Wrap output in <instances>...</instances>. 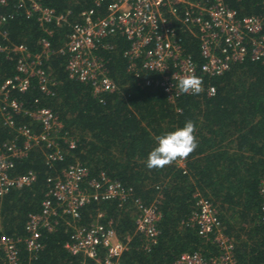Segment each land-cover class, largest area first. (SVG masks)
Returning <instances> with one entry per match:
<instances>
[{
	"label": "trees",
	"instance_id": "1",
	"mask_svg": "<svg viewBox=\"0 0 264 264\" xmlns=\"http://www.w3.org/2000/svg\"><path fill=\"white\" fill-rule=\"evenodd\" d=\"M56 13L70 12L69 21L81 12L93 9L95 16H105L110 0H41ZM239 17L262 16L264 0H226ZM1 13L9 12L0 9ZM182 47L200 63L198 42L179 23L175 25ZM10 41L38 49L42 32L34 19H10L6 25ZM50 37L55 50L70 28L55 26ZM111 50L98 49L108 76L117 86L113 93L95 96L90 85L70 80L65 71L66 57L53 55L46 63L55 86L52 94H43L32 79L24 93H12L30 110L51 109L75 142L71 149L60 142L64 158L46 164L43 147H34L14 161V175L32 172L34 182L0 197V236L17 242L20 264H98L82 255H71L70 219L60 214L51 217L53 229H41V249L31 258L23 239L31 214H39L49 190L48 178L55 177L68 165L79 163L87 168L88 179L104 173L127 191L122 204L116 200L90 201L80 209L76 225L89 227L100 223L110 226L125 250L119 264H175L185 252H199L205 257L220 253L218 247L198 236L190 220L197 200H208L216 210L223 233L233 242L236 264H264V224L261 221L264 187V63L245 60L233 64L220 76L199 74L204 91L199 95L181 94L171 101L157 87H142L127 70L123 56L129 42L121 35L106 38ZM17 58L0 54V84L15 74ZM215 93L208 96V86ZM37 101V103H35ZM20 126L38 125L28 117L16 116ZM187 121L196 126L198 147L186 159L163 169H148V154L157 145L156 137L181 128ZM16 135L3 125L0 116V148ZM155 206L160 213L157 240L145 248L143 236L136 231L134 200ZM104 257V251L99 258ZM0 264L3 263L0 252Z\"/></svg>",
	"mask_w": 264,
	"mask_h": 264
},
{
	"label": "built area",
	"instance_id": "2",
	"mask_svg": "<svg viewBox=\"0 0 264 264\" xmlns=\"http://www.w3.org/2000/svg\"><path fill=\"white\" fill-rule=\"evenodd\" d=\"M101 0H95L99 5ZM0 54L6 58L15 56V74L0 84V116L3 125L15 132L0 148V197L13 189L30 186L35 175L26 172L14 175V161L25 157L34 147H43L46 164L62 161L60 142L75 148V142L57 114L47 107L25 108L12 93H24L32 79L45 95L52 94L55 79L47 66L53 55L65 56V71L70 80L90 85L95 96L113 93L117 86L108 76L107 67L98 49L111 50L103 41L121 35L129 42L123 56L127 58V70L133 73L142 87H157L169 100L174 101L181 93L178 81L190 74L220 76L235 63L245 60L264 63V14L239 17L226 0H110L105 16H95L89 9L69 21L70 12L56 13L44 6L41 0H0ZM20 17L34 19L42 36L38 49L30 51L23 44L9 40L6 25L10 19ZM179 23L188 35L198 42L200 63L182 47L175 25ZM68 25L70 32L57 49L51 46L50 37L55 26ZM207 95L215 93L213 86L206 89ZM192 95L191 93H187ZM37 103V101H35ZM28 117L40 131L30 125H18L15 117ZM49 190L42 202L41 213L31 214L26 222L23 239L29 257L41 249V229L51 231V217H69L66 222L71 229L70 240L65 249L71 255H82L98 264H119L125 244L119 240L110 226L95 223L80 227L75 221L80 218V209L90 201L116 199L121 204L128 192L117 181L101 173L96 179H88V170L79 163L71 164L55 177L47 180ZM260 211L264 224V187L260 190ZM136 231L143 236L145 248L157 240V223L160 213L155 206L144 205L135 199ZM199 237L214 243L220 253L205 257L199 252L182 253L175 264H236L233 242L223 233V227L212 204L200 197L196 210L190 217ZM17 242L0 236V252L4 264H20ZM104 251V257L99 253Z\"/></svg>",
	"mask_w": 264,
	"mask_h": 264
},
{
	"label": "clouds",
	"instance_id": "3",
	"mask_svg": "<svg viewBox=\"0 0 264 264\" xmlns=\"http://www.w3.org/2000/svg\"><path fill=\"white\" fill-rule=\"evenodd\" d=\"M181 93L199 95L204 91L203 80L195 74L187 75L178 81ZM196 126L187 121L183 127L156 137L157 145L150 151L146 166L148 169H163L179 160L186 159L198 147Z\"/></svg>",
	"mask_w": 264,
	"mask_h": 264
}]
</instances>
